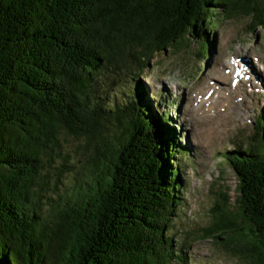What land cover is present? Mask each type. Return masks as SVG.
Instances as JSON below:
<instances>
[{
    "label": "trees",
    "instance_id": "obj_1",
    "mask_svg": "<svg viewBox=\"0 0 264 264\" xmlns=\"http://www.w3.org/2000/svg\"><path fill=\"white\" fill-rule=\"evenodd\" d=\"M240 16L264 26V0H0V264H186L168 226L182 173L171 118L147 114L140 88L104 107L93 84L125 49L140 69L179 40L208 54L216 21ZM62 134L85 140L86 168L58 192ZM250 138L226 154L236 198L217 191L200 231L264 264V111Z\"/></svg>",
    "mask_w": 264,
    "mask_h": 264
},
{
    "label": "rangeland",
    "instance_id": "obj_2",
    "mask_svg": "<svg viewBox=\"0 0 264 264\" xmlns=\"http://www.w3.org/2000/svg\"><path fill=\"white\" fill-rule=\"evenodd\" d=\"M247 22L243 16L217 20L209 32L208 54L198 56L199 44L192 38L189 46L179 40L141 69L129 66L130 49H125V59L103 68L93 84L95 101L104 107L110 102L122 107L126 94L140 88L147 114L159 117L165 111L171 118L179 142L170 166L178 164L182 173L180 206L168 226L173 246L187 239L182 248L186 264H245L218 242L201 237L200 229L211 222L217 191L236 198L237 177L226 154L250 143L255 120L264 111V26L251 30ZM59 142L61 155L69 154L57 185L61 192L82 177L86 164L84 139L62 134ZM42 207L47 210L46 204Z\"/></svg>",
    "mask_w": 264,
    "mask_h": 264
}]
</instances>
